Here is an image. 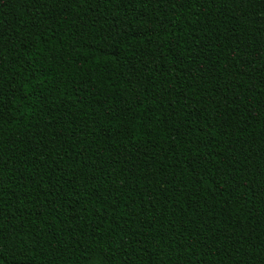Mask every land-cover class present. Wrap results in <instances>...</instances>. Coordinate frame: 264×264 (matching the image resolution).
Returning <instances> with one entry per match:
<instances>
[{
    "label": "trees",
    "instance_id": "16d2710c",
    "mask_svg": "<svg viewBox=\"0 0 264 264\" xmlns=\"http://www.w3.org/2000/svg\"><path fill=\"white\" fill-rule=\"evenodd\" d=\"M0 264H264V0H0Z\"/></svg>",
    "mask_w": 264,
    "mask_h": 264
}]
</instances>
